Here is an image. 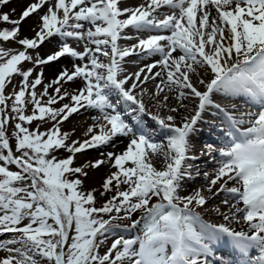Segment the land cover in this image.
Here are the masks:
<instances>
[{
	"label": "snow or ice",
	"instance_id": "snow-or-ice-1",
	"mask_svg": "<svg viewBox=\"0 0 264 264\" xmlns=\"http://www.w3.org/2000/svg\"><path fill=\"white\" fill-rule=\"evenodd\" d=\"M9 3L0 0V8ZM120 3L34 0L16 19L0 12V24L8 25L0 28V42L22 49L0 47V236L10 234L0 239V251L7 253L0 264H264V0H145L134 8ZM162 7L170 11L160 19ZM33 14L39 17L35 36L22 37L21 26ZM129 28L160 34L129 36ZM53 37L58 50L42 56L40 46ZM131 39L137 43L119 44ZM131 55L159 59L126 74L123 62ZM62 57L73 60L72 69L63 68L45 83L43 66ZM24 62L33 66L24 69ZM199 70L210 77L199 79L204 91L191 80ZM16 76L19 83L6 95ZM157 79L150 96L153 111L144 101L143 85ZM77 80L82 87H65ZM174 91L178 105L169 107L168 93ZM214 93L245 95L256 110L227 113L222 146L205 144L196 156L191 137L205 112L209 107L223 111ZM113 94L128 106L124 112ZM188 98L194 108L181 115ZM81 109L99 115L92 117L96 123L83 140H73L61 125ZM11 120L16 121L14 150L7 131ZM34 121H50L52 127L26 126ZM157 130L164 140L156 139ZM121 137L128 141L124 150L101 152L74 166L77 154L114 146ZM60 150L69 155L58 158L54 153ZM201 156L215 167L203 173L204 186L181 195L185 181L194 178L189 161ZM154 158L162 159L163 167H155ZM103 165L115 171L105 178L100 195L114 194L96 207L95 189L81 191V177ZM121 185L127 187L120 190ZM218 196L227 210L216 206L212 211L225 222H205L198 209L207 211ZM137 211L143 214L130 225L113 223L131 220ZM233 222L244 227L238 230ZM121 228H140V235H121L101 254V246ZM222 241L237 254L234 258L217 254L215 246Z\"/></svg>",
	"mask_w": 264,
	"mask_h": 264
},
{
	"label": "bare ground",
	"instance_id": "bare-ground-1",
	"mask_svg": "<svg viewBox=\"0 0 264 264\" xmlns=\"http://www.w3.org/2000/svg\"><path fill=\"white\" fill-rule=\"evenodd\" d=\"M141 1H142V3H145V0H141ZM31 2H34V0H10V3L7 6L3 7V9L5 10V12L10 13V16L12 19H16L19 17L21 11L25 8V6ZM136 3H137V1H134L129 6H127V5H124L122 0H121V3L119 6L121 8L133 6V8H134V7H136L135 6ZM11 9H15L16 10L15 13H11ZM38 22H39V17L37 15L33 14L31 18L27 19V21L22 24L21 35H23V36L26 35L25 37H27V38H33L35 36V32L32 29L37 25ZM134 42H135V39H131V40L127 41V43L130 44L129 46L135 44ZM69 43L72 44L73 47H77L75 42L71 41ZM119 44L121 46H123L122 45L123 40L119 41ZM39 49H40V52L44 56H46L47 54L55 52L56 50H58V38L53 37L50 40L45 41L40 46ZM176 54H178V53H176ZM176 54H174V55H176ZM133 56H135V55H133ZM158 59H159V57L156 56V60H158ZM153 60H155V58ZM148 61L149 60L146 58L144 61V64H147L146 62H148ZM71 63L73 64V60L71 58L62 57L56 62H52L47 66H43V72H44V77H45L44 79L49 80V81H51V79L52 80L55 79V77L60 72L59 66H61V69L68 68V65H70ZM128 63H129V61L123 62V67L126 69V72L133 69L131 67V64H128ZM68 69H70V68H68ZM158 70H159V68L153 69L154 72L158 71ZM200 78H203L207 81L210 77L203 70H199V76H197V75L191 76L192 82H194L196 79L199 82ZM150 81H152V80H150ZM150 81H148L146 85H143V87H145L148 90L147 94H145L143 98H144L145 103L148 105L149 109L154 111L155 109L153 108V104L155 103V100H150V96H151L152 92L155 90V86L152 87V85L149 84ZM153 81L158 82V79L153 80ZM194 85H195V83H194ZM195 86L200 91L205 90V86L200 84V83L195 85ZM79 87H82V83H80L77 80L75 83L68 84L66 88H68L69 91H72V90L79 88ZM137 91H139V90H137ZM168 95L171 97V99L168 102L169 107H176L178 105V101L176 99V96H178V91L168 93ZM114 96H116V95L113 94L112 99L115 98ZM213 96H215L216 98H219V93H214ZM222 101L224 103L226 102V100H222ZM183 103H185L187 105V107L182 108L180 110L181 115L191 114L192 109L194 108V105H195V101H193L191 98H188V99L184 100ZM118 108L120 110H123L124 104L120 103L118 105ZM75 115L77 117H79V119L77 121H75L73 124H71L72 132H75L73 139L79 138V140H81V138L84 139L83 136H84V133L86 132L87 128L90 125H93L94 123H96V121H94L92 119V117L98 116L99 113L96 110H92V109H88V110L81 109L78 113H75ZM145 118L148 119V123L146 125L151 124L155 127L154 122H152L151 119H149L148 117H145ZM179 118H180V116H178V119ZM154 135L158 141L164 140V135L159 130H157ZM127 143H128L127 138H123V137L117 138L114 146H108V147L101 148V149H93V150L86 153L84 159L85 160H95V159L100 157L101 152H106V151L120 152V151L125 149ZM191 143L194 145L192 154L196 155V156H199L200 151L202 150L203 146L205 144H208L207 141L203 140V137L198 138L196 141L191 139ZM161 160L162 159H155V158L153 159V161L156 162L155 167H157V168L163 167L164 163H162ZM189 163H192L194 165V167L191 169L194 178L191 180L185 181L184 191L181 192V195H187L190 192H192L194 189H197V188L204 186V177H203L204 168H207L208 172H211L213 170V168L215 167V164H213L214 162H212L210 160V158L207 156H201L199 160L189 161ZM197 166H198V170L200 173L199 176H196ZM106 167H108V165ZM229 184H231V182ZM205 195H208V193L205 192ZM221 200H222V196H218V197H215L212 200H210L209 203L206 205V208L208 209L207 211L205 210V208L198 209V211H200V213H201L202 218L203 219L204 218H207V219L214 218L215 221H220V223H224L225 221H223L222 217H220L214 211H212V209L215 208L216 206H219L222 211L227 210V206L223 205L221 203ZM232 224L238 230L241 227H244L243 225H237L235 222H233ZM119 235L121 236L122 234H119ZM215 247H216L217 251L221 252L222 254H224L226 256L234 258L237 255L232 250V248L228 245L227 241H222V242L218 243Z\"/></svg>",
	"mask_w": 264,
	"mask_h": 264
},
{
	"label": "rangeland",
	"instance_id": "rangeland-1",
	"mask_svg": "<svg viewBox=\"0 0 264 264\" xmlns=\"http://www.w3.org/2000/svg\"><path fill=\"white\" fill-rule=\"evenodd\" d=\"M0 12H5V10L3 8H0ZM3 27H8V25L0 24V28H3ZM21 36L22 37H25L26 35H24V36L21 35ZM69 42H71V41H69ZM0 47L4 48L6 50L7 49H12L13 51L22 50L21 49V46H19L17 43H13V42H0ZM39 53L42 56H44L40 52V49H39ZM31 54L33 56H35L36 55V52L35 51H31ZM32 66L33 65L31 63H28V62H24L22 64V67L24 69L31 68ZM72 66H73V64L71 63L70 65H68V68L72 69ZM59 67H60V71H61L62 70L61 69V66H59ZM38 69H40V68H38ZM19 81H20V77L19 76L14 77L13 83L6 88V95L7 94H10L13 91V86L16 85V84H18ZM44 82L45 83H48L49 80H45L44 79ZM79 82L82 83L81 81H79ZM196 82H197V79L194 82H192V83H196ZM152 84H155V83L153 82ZM65 87H67V85H65ZM42 91H43V85L38 86L37 92L39 93V92H42ZM49 91L51 92L52 90L49 89ZM44 99L46 100L47 97H45ZM67 102L68 101L65 100V101H63L61 103H67ZM8 103H9V106H10L11 105V101H9ZM60 106H61L60 104L55 105V107H60ZM31 111H32V106L31 105H28L27 114H31ZM78 119H79V117H77L75 114H73L72 116L69 117V120L68 121H65L61 125V131L62 132H68L71 135V139L74 138L73 136L75 134V132H72V128H71L72 126H71V124H73ZM15 123H16L15 120H11V121H9V124L7 125V131H8V134L10 136V143H11V145L13 147V150L15 149V139H14V136H12V133L14 132V124ZM26 126L30 127V129H36L37 126H39V130L40 131H46L47 129H49V128L52 127V122L49 121L47 123H41V122H38V121H34L31 125H26ZM83 138H85V136H83ZM77 139H79V138H77ZM73 140H76V139H73ZM81 140H83V139L81 138ZM91 150H93V149L87 150L84 154H77L76 159H75V162H74V166H79L82 163H84L85 161H89V160H85L84 158H85L86 153L89 152V151H91ZM54 154L58 158H66L69 155L64 150H60V151H58V152H56ZM161 162L164 163L163 160H161ZM152 163L154 164V166L156 165V162L152 161ZM106 166L107 165H103L99 169H95V170L89 169L88 170V172H89L88 177L87 178L81 177V179H83V181H84L81 191L87 193V192L92 191V190L95 189L94 195H95V198H96V205H95L96 207L102 206L103 203L106 200H108L114 194L113 192H108L104 196H101L100 195V192L103 191L102 184H103L105 178L112 171H115V169L111 168L109 165H108V167H106ZM10 170H16V169H15L14 166H10ZM126 187H127L126 185H121V189L120 190H124ZM140 213H141V211L135 212L132 215L131 220L122 219V220L114 221L113 223H118V224H120L122 226L123 225H130L131 222H132V220H137L139 218L138 215ZM104 218L107 219L108 217L105 216ZM26 222L27 221H25V223ZM141 227H142V224H141ZM119 234H122L123 236H125V238H128V239L137 238L140 235V228L130 229L128 231H124L122 228L121 229H117L112 234V236L106 241V243L103 246H101V248L99 249V251H100L101 254H103L104 252L107 251V248L110 247V245L112 243V240L115 239V238H118L120 236ZM8 238H10V234H6L4 236H0V239H5L6 240ZM5 255H7L6 252L0 251V257H3ZM42 264H46V262H42Z\"/></svg>",
	"mask_w": 264,
	"mask_h": 264
}]
</instances>
